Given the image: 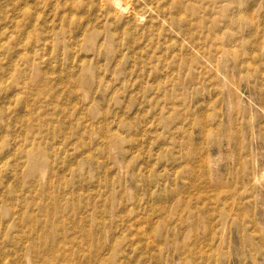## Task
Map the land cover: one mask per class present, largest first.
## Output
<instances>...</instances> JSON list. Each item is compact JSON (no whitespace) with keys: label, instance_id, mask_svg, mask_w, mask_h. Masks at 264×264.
<instances>
[{"label":"rangeland","instance_id":"374dc122","mask_svg":"<svg viewBox=\"0 0 264 264\" xmlns=\"http://www.w3.org/2000/svg\"><path fill=\"white\" fill-rule=\"evenodd\" d=\"M112 1L0 0V264H264V0Z\"/></svg>","mask_w":264,"mask_h":264},{"label":"bare ground","instance_id":"6f19581e","mask_svg":"<svg viewBox=\"0 0 264 264\" xmlns=\"http://www.w3.org/2000/svg\"><path fill=\"white\" fill-rule=\"evenodd\" d=\"M113 1L115 2V5H118L120 7H124V8H126V10L128 9V3H124V2H122V0H113ZM113 1H112V3H113Z\"/></svg>","mask_w":264,"mask_h":264}]
</instances>
